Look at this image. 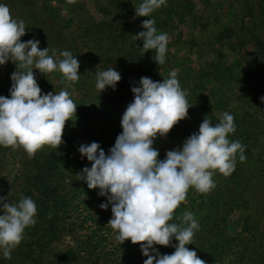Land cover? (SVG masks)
Segmentation results:
<instances>
[{"label": "trees", "instance_id": "16d2710c", "mask_svg": "<svg viewBox=\"0 0 264 264\" xmlns=\"http://www.w3.org/2000/svg\"><path fill=\"white\" fill-rule=\"evenodd\" d=\"M3 1L16 18L25 22L28 33L23 37L24 42L28 41L26 38L36 39L40 42V49L48 47L49 53L56 50L58 56L68 50L79 60L80 79L70 87L77 92L73 100L78 110L86 112L87 116L77 120V124L82 123L88 132L84 145L99 143L105 131L104 126L99 131L89 130V114L96 113L107 122L114 123V128H120L121 122L109 120V116L115 113L114 109L124 113L134 99L131 88L139 86L141 77L162 82L155 73L159 67L154 61L155 50L143 55V41L134 39V35L145 29L129 24V18L136 14L135 8L142 0H106L98 9L100 18L86 16L76 24L79 37L70 32L72 19H66L52 0ZM232 1L237 3L234 12L229 14L233 21L225 20L222 28L211 36L212 43L210 40L205 43L216 61L210 62L197 75L186 69L178 77L193 107L188 110L189 118L175 125L166 139L171 141L168 151L182 148L183 142L199 131L205 117L214 125L221 116L218 112L227 111L234 116L236 126V131L229 138L239 140L245 146L246 161L241 163L237 157L235 171L230 176L217 172L213 177L216 187L208 195L200 197L203 201L200 208L196 207V200L189 199L187 206L182 202L175 210L174 222L180 223L179 217L186 211H191L197 218L199 231L195 233L193 244L186 247L195 250L206 264H264V237L249 213L254 185L260 183L264 193V0ZM219 5L223 7L222 3ZM193 12L192 0H167V5L149 18L155 20L158 33L169 35L176 29V24H186ZM140 19L143 22L148 17ZM194 22L203 27L201 21ZM219 25L216 24V29ZM86 43L95 49L92 59L94 62L101 60L100 67L79 48ZM167 48L166 62L170 60L171 45L168 44ZM228 56L235 60L234 63H228ZM242 56V60L237 59ZM110 67L115 68L122 79L115 90L106 87L99 92L95 87V74ZM55 73L60 80L59 86L69 85L61 73ZM39 79L49 83L45 75L37 82ZM237 81L242 82L239 92L234 89ZM209 83L214 85L210 96H199L197 92L206 90ZM11 85L8 89L3 88L2 96L10 98ZM62 139L64 143L57 150L44 146L34 158H29L23 148L18 152L17 149L0 146V156L7 150L15 151L12 157L18 161L17 171L6 180L0 179V197H8L6 202L11 203H18L22 196L31 197L38 209L35 226L25 230L24 239L13 250L11 259L4 258L0 251V264H144L147 257L137 249L140 245H133L130 240L123 244L118 242L117 252L105 250L106 241L113 242L116 235L111 227L103 229L112 217V205L109 204L107 210L102 209L100 205L108 202L107 196H101L99 188L89 189L86 181L79 180L81 170L91 167V162L78 151L82 145L79 140L70 132ZM104 146H107V139L101 141V147ZM159 158L163 156L159 155ZM79 210L84 214L80 228L85 222L92 223L89 226L91 233L85 238L74 235L72 247L57 249V242L74 234L75 224L72 221L69 224L67 220H71ZM232 224L240 227L242 232L235 234ZM102 230L113 232V235ZM172 243L175 245L178 241L173 238ZM154 247L160 254L175 251L172 246Z\"/></svg>", "mask_w": 264, "mask_h": 264}, {"label": "clouds", "instance_id": "9594fccd", "mask_svg": "<svg viewBox=\"0 0 264 264\" xmlns=\"http://www.w3.org/2000/svg\"><path fill=\"white\" fill-rule=\"evenodd\" d=\"M166 5L167 0H142L135 8L136 16L148 19L141 25L145 31L134 39L143 41V55L155 50L154 61L159 65L166 62L170 37L158 33L155 20L149 17ZM26 29L25 22L13 17L7 4L0 3V66L11 61L17 68L11 74L10 98L0 96V146L23 148L29 158H34L44 146L57 150L64 143L66 122L77 119L78 105L67 89L44 94L33 70L45 76L59 72L71 86L79 82L80 62L71 51L60 52L57 59L56 50L49 55L48 47L40 49L39 40L22 41ZM95 75L99 92L106 87L115 90L122 79L113 67ZM177 76L172 70L162 82L141 77L139 86L131 88L134 99L122 115L123 131L107 154L97 142L82 144L78 149L91 162L90 168L81 170L79 180L107 196L108 202L100 207L107 210L112 205L108 226L116 233L115 240L139 244L147 257L144 264H206L195 250L186 247L193 244L199 231L197 218L186 211L176 223L175 210L186 201L190 188L209 193L216 187L213 177L217 172L230 176L237 157L241 163L246 161L245 146L229 138L236 126L234 116L227 111L214 125L205 117L199 131L191 134L182 148L169 150L165 159H159L154 141L189 118L188 110L193 107ZM6 201L8 197H0V251L4 258L11 259L25 230L35 226L38 209L31 197L22 196L18 203ZM173 238L178 244L173 245ZM154 245L172 246L175 251L160 254Z\"/></svg>", "mask_w": 264, "mask_h": 264}, {"label": "rangeland", "instance_id": "374dc122", "mask_svg": "<svg viewBox=\"0 0 264 264\" xmlns=\"http://www.w3.org/2000/svg\"><path fill=\"white\" fill-rule=\"evenodd\" d=\"M106 0H74V2H69V0H52V3L55 4L62 14L66 17V19H72L73 24L71 26L70 32L75 37H79V31H77L76 24L78 25L80 21L84 20V17L90 16L92 18H100V15L98 13V9L100 6H102ZM194 4V12L192 15V18L187 19L186 24H190L191 27H189L186 24H176V29L171 31L169 33V43L171 45V51L169 55L168 62H165L163 65H159L157 69H155V73L157 78L161 79L163 81V78H167L169 73L172 70L177 71V78L181 75H183L184 70L191 69V72L195 73L196 75L203 69H206L210 62H215L216 58L214 57L213 53L209 49L208 46L205 45V43L209 40L212 43L211 36L216 33V30H220L222 28V23L225 22V20H228L230 22L233 21L232 17L229 16V14H232L234 12L235 5L237 3H234L232 0H208V3L205 2V0H192ZM0 3H5L3 0H0ZM222 3L223 7H221L219 4ZM236 12V10H235ZM13 17H15L13 11H11ZM16 18V17H15ZM18 19V18H17ZM217 20V22H216ZM194 21H201L203 24V27L199 26ZM218 23V27L216 29V24ZM129 24L131 26H135L140 28L142 25V21L140 17L133 15L129 18ZM28 33V30H26ZM27 40H30L31 38H26ZM22 41H25V38H21ZM194 40V42H192ZM92 46L91 44H89ZM89 45L86 43V45H79V48L85 53L89 55V59L93 60V49L89 47ZM43 50V49H41ZM49 55H52V53H49ZM233 56V55H232ZM236 56V55H235ZM57 59H60L58 55H56ZM97 59V58H96ZM238 60H242V57H237ZM234 59L230 58L228 56V63H234ZM94 62V60H93ZM95 65L100 67L102 65L101 60H96L94 62ZM240 69V68H239ZM237 69V70H239ZM17 70L16 65L8 61L5 65L0 66V96H2L1 92L3 88L8 89L9 85L12 84L11 81V74ZM236 70V71H237ZM34 74L36 76V79L43 77L44 75L39 72V70L34 69ZM38 75V77H37ZM241 75V74H240ZM239 75V76H240ZM47 80L49 83H45L39 79V86L42 89V92L44 94H47L48 92H52L55 94V92H59L61 90L67 89L71 93V98L73 99L76 97L77 92L70 87L69 85L65 84L63 87L59 86L60 80H58L57 73L53 72L50 74H47ZM239 80H242L240 78ZM194 85V84H193ZM214 87L212 83L207 84L206 90H199L197 93L199 96H206L208 98V95L210 96V91ZM234 89L236 92H239L242 89V82L237 81V83L234 86ZM96 94V93H94ZM197 97V96H196ZM94 102V100H93ZM233 103H231V106ZM79 108V107H78ZM76 111V117H73L72 120H69L66 122V127L63 133V136H68L69 132L72 134V136L75 139L79 140V144H84L85 137L88 136V132L86 131V128L82 123L77 124V120H81V117H87L86 112H83L80 110ZM231 107H228L230 109ZM115 113L110 117L109 120H117L121 122V118L123 115V111L114 109ZM223 112H218V114H222ZM105 127V131L103 132L101 141L103 139H107V146L101 147L105 152H107L108 148H111L114 146V136H118L122 133L123 129L120 126V128L117 126V128H114L115 124L111 121H106V118L102 119L101 117L97 116L96 113L89 114L88 119V127L90 131H99V128ZM107 134V135H106ZM96 137V136H95ZM101 141L99 144L101 145ZM170 139H166V137H157L154 141L153 147L158 149L160 155L163 156V158H159L161 160L166 158V153L168 151V145L170 144ZM109 145V146H108ZM11 148V147H10ZM19 152V148L17 149ZM11 150H7L6 153L3 156H0V179L6 180L9 178L10 174H14L17 169L18 163L17 159H14L12 157ZM16 157V156H15ZM259 183V182H258ZM206 194H201L197 192L194 188H190L189 192L187 193L186 201L183 202V205L187 206L189 204L190 200H196V207L199 209L200 205L203 201L200 197H204ZM263 187L259 183V185H254V191L250 194V201L251 206L249 213L252 215L255 225L258 226L259 231L262 233V236L264 237V214H263ZM199 205V206H198ZM84 214L80 213V210L77 214H75L71 220L68 218L67 222L70 224V221H72L73 224H75L74 227V234H70L67 236H64L61 241L56 243V248L59 250H65L69 247H72L74 244L73 238L74 235L78 236L79 238H85V236L89 233H91V229L89 226H92V223H84V226L80 228V222L83 221ZM236 216L233 217V220H235ZM233 226V227H232ZM110 226L105 225L103 229L108 228ZM233 228V232L235 234H239L242 232V229L240 227L234 226V224L231 225ZM103 233H107V235H113V232H108L107 230H102ZM232 232V234H233ZM117 243L118 241L114 240L113 242H107L104 244L106 251H114L117 252ZM137 249H140V246L137 247ZM164 249V247L162 248ZM161 249V250H162ZM142 254V253H141ZM143 255V254H142ZM144 256V255H143ZM114 256H112L110 259H112Z\"/></svg>", "mask_w": 264, "mask_h": 264}]
</instances>
